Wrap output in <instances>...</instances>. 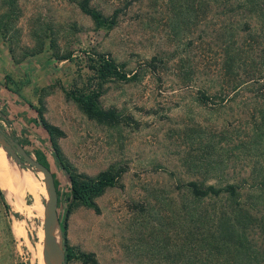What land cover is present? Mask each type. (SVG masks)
<instances>
[{"label": "rangeland", "instance_id": "1", "mask_svg": "<svg viewBox=\"0 0 264 264\" xmlns=\"http://www.w3.org/2000/svg\"><path fill=\"white\" fill-rule=\"evenodd\" d=\"M80 1L0 0L4 130L34 157L43 152L61 192L70 182L47 132L33 121L36 109L64 131L58 144L76 172L124 169L95 197L97 209L71 208L69 244L93 252L98 264H264V77L252 81L258 65L248 63L250 44L258 57V36L242 29L229 36L250 13L242 16L237 0H207L201 10L198 0H90L105 15L117 12L105 28ZM232 47L242 54L234 72ZM92 51L108 53L136 77L96 80L87 67ZM98 87L99 105L116 113L115 123L88 117L67 94ZM11 160L39 176L44 205L43 173ZM190 179L233 182L238 194L193 199L184 186ZM25 197L30 204L31 194ZM65 206L62 193L58 218ZM43 217L19 213L0 196V264H42Z\"/></svg>", "mask_w": 264, "mask_h": 264}, {"label": "trees", "instance_id": "2", "mask_svg": "<svg viewBox=\"0 0 264 264\" xmlns=\"http://www.w3.org/2000/svg\"><path fill=\"white\" fill-rule=\"evenodd\" d=\"M224 4L229 2L230 0H223ZM238 4L237 7L244 8L243 15L246 16V12L250 13L249 19H242L241 26L233 27L232 25H228L231 27L230 38L233 39L237 32L242 29L246 30L250 34L252 32L257 33L258 36V57L255 58L253 52L255 51V47L253 44H250L248 50L251 53L252 60L248 62L250 66L258 65V75L257 76H250V79L257 80L259 77L263 78L264 75L262 74L264 70V4L262 3L263 0H237ZM207 0H198V10L205 9L204 5ZM80 8L87 13L94 21L95 25L99 27L109 28L116 22L117 12L114 11L111 15H105L97 8L93 7L90 4V0H81ZM230 11H234V8H228ZM247 10V11H246ZM230 11V12H231ZM254 19H251L253 18ZM254 22H253V21ZM239 25V21H237ZM254 23L258 24V29L255 30ZM1 29V27H0ZM254 29V30H253ZM236 30V31H235ZM253 30V31H252ZM236 39V38H235ZM232 44V43H231ZM231 44H229L231 46ZM240 49H232L230 48L229 52V69L231 72L238 67L240 62ZM257 60V61H256ZM87 67L93 73V77L96 80L104 81L108 80L109 78H116V79H132L136 77V73L129 74L128 71H125L121 68V66L115 61L113 57H111L108 53L99 52V51H92L88 52L87 55ZM252 72V70H250ZM232 74V73H230ZM233 75V74H232ZM249 80L243 79L239 82L232 83L231 87L235 89L239 87L242 83ZM67 94L74 98L78 103L84 113L90 117L94 118L99 122H109L115 123L118 120V116L116 113L111 109H104L99 105L98 97L100 95V89L92 88V89H70L67 91ZM200 98L203 101H207L210 97L209 95L202 92L200 94ZM38 117L33 119V121H39L41 126L45 129L48 134V139L50 142V146L60 164L62 169L68 176L69 179V186L65 191L61 192L60 182L53 172L54 175V183L56 185L57 194H58V204L61 201V195H65L66 198V206L62 214L59 216L63 242L65 245V259L69 261L71 259L77 258L80 259L83 263L89 264H98V261L93 252H85V251H76L74 247L69 244L67 239V216L71 210V208L76 205L77 203H84L90 205L97 209V204L95 201V197L101 194L104 189L108 186H113L117 184L122 171L124 170L123 167H119L118 169H104L99 171L95 175H88L85 173H78L76 170L72 169L64 160V156L61 152V149L58 144V137L64 135V131L57 125L47 121L40 109H36ZM38 154L36 158L46 164L48 167H51L50 162L48 161L47 157L41 151H37ZM184 186L190 193V196L193 199L205 197V196H219L222 193H227L229 198H236L238 194V186L233 182H226L225 184L217 185L215 183H201L195 179H190ZM2 186L0 184V196L3 200L4 204L7 206V203L3 197ZM239 211V209H238ZM241 211V210H240Z\"/></svg>", "mask_w": 264, "mask_h": 264}, {"label": "water", "instance_id": "3", "mask_svg": "<svg viewBox=\"0 0 264 264\" xmlns=\"http://www.w3.org/2000/svg\"><path fill=\"white\" fill-rule=\"evenodd\" d=\"M0 145L6 149L8 155L14 157L20 166L29 167L34 171H41L43 173L48 193V198L44 204L43 217V237L48 264H66L65 245L57 212L58 194L51 168L27 151L16 137L4 130L1 124ZM53 227H58L60 231L59 243H57L54 237L50 234V229Z\"/></svg>", "mask_w": 264, "mask_h": 264}, {"label": "bare ground", "instance_id": "4", "mask_svg": "<svg viewBox=\"0 0 264 264\" xmlns=\"http://www.w3.org/2000/svg\"><path fill=\"white\" fill-rule=\"evenodd\" d=\"M10 156L11 155L7 154L6 149L3 146H0V179H3L4 182L9 184L10 187H12L14 184L17 186H22L24 188L29 189L31 192H33L34 194H36L38 196L39 195L38 193H39L40 189L42 188L41 184H40V179L38 178L39 176L37 177L35 174H32V172H31V174H29V173L27 174L23 170L15 167L11 158L14 160V162L19 167L24 168V169H31L29 167L20 166L16 162V160L12 156L11 157ZM33 206L38 212H41V209L43 207V206L42 207L39 206V202H37L36 204L34 203ZM43 214H44V212H43ZM17 229H19V228H17ZM50 234L54 237L55 241L57 243H59L60 231H59L58 227L51 228ZM38 255H39L38 256L39 262L43 259L42 264H48V257L46 255V247H45L44 243L40 246V248L38 250Z\"/></svg>", "mask_w": 264, "mask_h": 264}, {"label": "crops", "instance_id": "5", "mask_svg": "<svg viewBox=\"0 0 264 264\" xmlns=\"http://www.w3.org/2000/svg\"><path fill=\"white\" fill-rule=\"evenodd\" d=\"M31 114L34 116V114L32 112H31ZM30 118H32V117L30 116ZM24 172L27 174L29 173L27 171H24ZM0 184L3 187V189L2 188L1 189H2V192H3L4 197L6 199V202L11 205V208L13 210H15L19 213L23 212L26 214L28 211H29V213H33V214H37V215L43 213L44 205H43L41 197H40L41 189L38 193L39 195L37 196V195L33 194L32 192H30L29 189L24 188L22 186H17L14 184L15 186L13 185L12 187H10L9 184H7L6 182H4L1 179H0ZM26 193H29L32 196L33 200L30 204H28V202L26 201V197H25ZM37 199H38V201H36ZM37 202H39V206H41V207L43 206L41 209V212H39V213H35L36 209L32 208L34 203L36 204ZM17 228H19V229H17V231H21V228L19 226H17Z\"/></svg>", "mask_w": 264, "mask_h": 264}]
</instances>
